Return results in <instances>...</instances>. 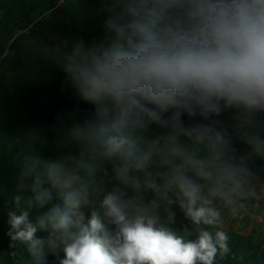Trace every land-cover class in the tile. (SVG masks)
I'll return each mask as SVG.
<instances>
[{"label": "clouds", "instance_id": "9594fccd", "mask_svg": "<svg viewBox=\"0 0 264 264\" xmlns=\"http://www.w3.org/2000/svg\"><path fill=\"white\" fill-rule=\"evenodd\" d=\"M104 7L113 39L106 45L93 41L88 47L80 39L63 54L62 64L80 97L101 106L98 110L108 120L99 126L78 125L72 131L80 139L102 137L106 154L123 160L116 170L118 179L127 182L130 170H144L151 159L150 151L123 134L145 117L166 124L163 114L170 112L169 119L179 124L183 113L193 117L199 111L208 117L219 115L223 108L264 110V0H107ZM211 131L205 127L197 139ZM215 138L220 141L221 134ZM185 164L197 175L208 176L202 161L188 160L173 168L163 186L148 180L146 187L168 205L173 203L169 190L175 187L179 207L197 228L195 240L186 242L158 226L159 217L144 207H137L130 217L132 202L119 192L108 193L100 204L104 217L116 226L115 234L97 210L91 211L85 225L82 212L70 214L57 206L36 224L28 211L9 212L8 235L27 244L35 255L44 243L36 235L38 227L50 226L64 245L60 264H215L218 251H230L229 237L219 230L220 212L185 174ZM47 173L54 186L71 188L76 179L59 162L48 163ZM134 186L139 188V182ZM46 198L50 199L47 192L36 196L41 203ZM20 199L15 197L17 205ZM66 203L78 210L89 201L73 190ZM151 206L159 207L158 201L152 200ZM173 217L170 212L169 221ZM208 227L218 229L215 236Z\"/></svg>", "mask_w": 264, "mask_h": 264}, {"label": "trees", "instance_id": "16d2710c", "mask_svg": "<svg viewBox=\"0 0 264 264\" xmlns=\"http://www.w3.org/2000/svg\"><path fill=\"white\" fill-rule=\"evenodd\" d=\"M106 2L0 0V264H29L31 259L50 256L62 244L58 233L52 235L50 226L38 227L36 235L44 243L34 255L27 244L13 241L8 235L9 212L28 211L29 220L36 224L57 206L70 214L82 212L86 222L91 211L97 210L108 231L115 234L116 226L104 217L100 204L108 193L119 192L122 199L132 202L130 217L136 214L137 207H144L159 217L158 226L180 235H198L196 226L179 207L175 187L169 190L173 203L168 205L146 187V182L153 180L163 186L176 165L202 161L208 176L197 175L189 164H185V174L200 186L201 195L212 201L211 206L220 212L222 220L220 201L224 193L261 165L264 110L223 108L219 115L208 117L199 111L193 117L183 113L179 124L169 119L170 112L163 114L166 124L145 117L142 123L123 131L143 150L151 152L146 168L130 170L127 182L117 178L122 158L106 154L102 137L80 139L74 135L72 130L78 125L108 122L98 110L101 106L80 97L62 64L63 54L80 39L86 47L93 41L106 45L113 39L105 25L109 16ZM205 127L212 131L198 140L197 135ZM217 132L221 134L220 141L215 138ZM50 162L61 163L68 175L76 177L71 188L53 185L47 173ZM134 181L139 182V188ZM73 190L86 196L89 203L69 211L66 196ZM213 190L216 195H212ZM42 192L50 194L44 203L36 200ZM17 196L21 198L18 205ZM154 199L159 207L151 206ZM170 212L174 213L172 221L168 219ZM207 230L215 234L218 229ZM230 236V251H218L215 264H264L263 247L244 235ZM55 257L60 261L64 253Z\"/></svg>", "mask_w": 264, "mask_h": 264}, {"label": "rangeland", "instance_id": "374dc122", "mask_svg": "<svg viewBox=\"0 0 264 264\" xmlns=\"http://www.w3.org/2000/svg\"><path fill=\"white\" fill-rule=\"evenodd\" d=\"M7 141V140H6ZM5 141V142H6ZM256 190V191H255ZM243 193H247L255 199V203H248L242 199ZM250 200V199H249ZM240 201L245 202L241 206ZM222 210V225L220 230L228 234H241L249 238L254 244L264 248V156L260 167L243 178L235 187L227 190L220 201ZM238 207V208H237ZM69 211L71 210L68 206ZM83 224L88 222L84 221ZM187 242L195 240L198 235H180ZM215 236V234H213ZM64 245L51 252V255L40 260H32L29 264H60L55 256L63 254Z\"/></svg>", "mask_w": 264, "mask_h": 264}, {"label": "crops", "instance_id": "0c3cea01", "mask_svg": "<svg viewBox=\"0 0 264 264\" xmlns=\"http://www.w3.org/2000/svg\"><path fill=\"white\" fill-rule=\"evenodd\" d=\"M256 191V190H255ZM242 197V199H245V201H247L248 203H253V205H254V203H255V199H253V198H248V197H250L249 195H247V193H243V195L241 196ZM250 199V200H249ZM240 204H241V206L242 205H244L245 204V202H243V201H240ZM238 208V207H237Z\"/></svg>", "mask_w": 264, "mask_h": 264}]
</instances>
